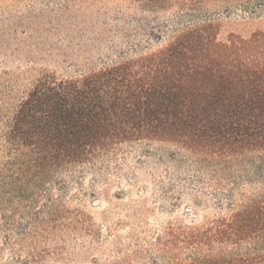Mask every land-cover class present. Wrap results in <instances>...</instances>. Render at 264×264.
<instances>
[{
    "label": "rangeland",
    "instance_id": "374dc122",
    "mask_svg": "<svg viewBox=\"0 0 264 264\" xmlns=\"http://www.w3.org/2000/svg\"><path fill=\"white\" fill-rule=\"evenodd\" d=\"M207 22L218 26V40L264 35V0H204L192 11L126 0H0V93L13 91V103L45 73L78 78ZM244 158L214 172L175 145L138 142L13 196L0 192V264H165L157 238L167 227H204L264 194V153Z\"/></svg>",
    "mask_w": 264,
    "mask_h": 264
},
{
    "label": "trees",
    "instance_id": "16d2710c",
    "mask_svg": "<svg viewBox=\"0 0 264 264\" xmlns=\"http://www.w3.org/2000/svg\"><path fill=\"white\" fill-rule=\"evenodd\" d=\"M126 1L192 11L204 0ZM217 35V25L203 23L155 52L78 78L45 73L13 103V91L0 93V192L35 188L124 144L175 145L221 173L263 154L264 35ZM165 232L157 238L165 264H264V194L204 227ZM215 247L221 250L203 254Z\"/></svg>",
    "mask_w": 264,
    "mask_h": 264
}]
</instances>
